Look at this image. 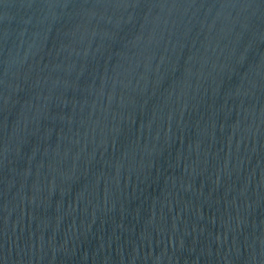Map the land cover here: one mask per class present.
<instances>
[{
	"label": "water",
	"instance_id": "95a60500",
	"mask_svg": "<svg viewBox=\"0 0 264 264\" xmlns=\"http://www.w3.org/2000/svg\"><path fill=\"white\" fill-rule=\"evenodd\" d=\"M0 264H264V0H0Z\"/></svg>",
	"mask_w": 264,
	"mask_h": 264
}]
</instances>
